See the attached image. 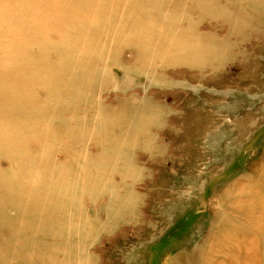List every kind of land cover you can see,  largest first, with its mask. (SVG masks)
Returning <instances> with one entry per match:
<instances>
[{
  "label": "rangeland",
  "instance_id": "rangeland-1",
  "mask_svg": "<svg viewBox=\"0 0 264 264\" xmlns=\"http://www.w3.org/2000/svg\"><path fill=\"white\" fill-rule=\"evenodd\" d=\"M204 1L0 0V264H264V12Z\"/></svg>",
  "mask_w": 264,
  "mask_h": 264
},
{
  "label": "bare ground",
  "instance_id": "bare-ground-1",
  "mask_svg": "<svg viewBox=\"0 0 264 264\" xmlns=\"http://www.w3.org/2000/svg\"><path fill=\"white\" fill-rule=\"evenodd\" d=\"M235 1H237V2H239V4H240V6H238L239 7V9H238V12L239 13H241V12H243V9L245 8V9H247L248 10V12L247 11H244L246 14H248V15H250V14H259V13H263L264 12V0H235ZM206 2V0L203 2V3H199L200 4V6H199V8L203 11V12H210V10L212 9V8H210V6L211 5H213L214 4V2H211V0L209 1H207V3H205ZM205 3V4H204ZM238 5V4H237ZM258 6L259 7H261V8H263V10H261V11H259L258 13H256V11H255V8H256V10H257V8H258ZM221 9V13H224L225 11H224V8H220ZM244 9V10H245ZM241 11V12H240ZM225 15V17H228V14H224ZM238 29V28H237ZM241 31V29H238L237 31ZM180 36L181 37H185V33L184 32H180ZM181 41H183L184 43H187L188 41L186 40V39H180ZM187 51H191V52H196L197 54H199L200 52H204V51H207V52H209V53H215V54H217V53H219L220 52V54H221V52H223V49H221V48H217V47H213L212 46V44H210V43H198V42H192L191 44H189V47H188V49H187ZM66 59V58H65ZM62 60H64V59H62ZM60 63V62H59ZM59 65V64H58ZM63 65V64H62ZM65 65V64H64ZM57 66V65H56ZM64 70H65V68H64ZM58 72H61V71H63L62 69H60V68H58V70H57ZM69 71V70H68ZM71 74H73L72 72H71ZM75 74V73H74ZM44 76V75H43ZM46 76H47V74H46ZM51 76V75H50ZM73 76V75H72ZM52 77V76H51ZM74 77V76H73ZM72 77V78H73ZM71 78V77H70ZM65 79V78H64ZM59 80V79H58ZM65 81V80H64ZM70 81V80H69ZM68 81V82H69ZM66 82V81H65ZM15 83H19V81H16ZM50 83V82H49ZM48 83V84H49ZM54 83H55V80H54ZM60 83V82H59ZM50 85V84H49ZM48 85V86H49ZM54 85V84H53ZM69 84L67 83L64 87H60L59 85H58V87L61 89L60 90V92H59V94L61 93V95H64V90H65V88L68 86ZM57 87V86H56ZM73 87V86H72ZM76 87V86H75ZM24 103V102H23ZM1 124V123H0ZM12 127V126H11ZM24 130H26V129H28V127H22ZM0 134H1V132H0ZM18 139H16V141H17ZM20 144H9V147L10 148H15V147H17V146H19ZM257 171H259L258 173H260V174H262L263 172H264V168H257ZM130 171H128L127 172V174L129 173ZM123 174V173H122ZM60 177H61V174H60ZM108 178V177H107ZM107 178H104L103 176H101L100 178H98V180L99 181H108V179ZM89 180V178L88 177H84V180L82 181V187H81V189H83L84 191H85V189H88V188H92V187H90L89 186V184H88V181ZM60 181H62V179L60 178ZM96 182H97V180H96ZM6 189V188H5ZM60 190L62 189L61 187L59 188ZM30 192H36L37 191V186L36 185H30ZM1 191H4V190H0V192ZM238 191H236V195H238ZM261 199V198H260ZM259 199V200H260ZM241 200V199H240ZM261 204H263V203H259L258 205H261ZM30 216H31V219L30 220H33V221H35L38 217L42 220V221H46V220H49L50 219V210L47 208V206H41V205H39V203L38 202H33L32 203V205H31V213H30ZM228 222H229V217L228 218H226V225L225 226H221L218 230H217V233H219V231H222V232H225V233H230V234H233V235H235V234H239V233H237L236 231H235V229H234V227L233 226H230V225H228ZM236 224V223H235ZM7 228L4 226V225H0V234L4 231V230H6ZM79 232L82 234V235H84L85 237H88V235L90 234V232L89 231H85V232H83V231H81V230H79ZM216 233V234H217ZM3 258V256L0 254V259H2ZM202 257H200V259H201ZM85 264V263H84ZM200 264H202V263H200Z\"/></svg>",
  "mask_w": 264,
  "mask_h": 264
}]
</instances>
